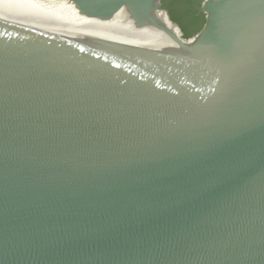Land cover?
Here are the masks:
<instances>
[{
    "label": "water",
    "instance_id": "water-1",
    "mask_svg": "<svg viewBox=\"0 0 264 264\" xmlns=\"http://www.w3.org/2000/svg\"><path fill=\"white\" fill-rule=\"evenodd\" d=\"M264 107V0H228Z\"/></svg>",
    "mask_w": 264,
    "mask_h": 264
}]
</instances>
